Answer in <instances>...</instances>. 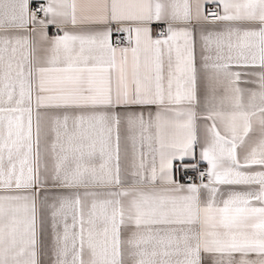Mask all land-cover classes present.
<instances>
[{"label": "snow or ice", "instance_id": "snow-or-ice-1", "mask_svg": "<svg viewBox=\"0 0 264 264\" xmlns=\"http://www.w3.org/2000/svg\"><path fill=\"white\" fill-rule=\"evenodd\" d=\"M0 264H264V0H0Z\"/></svg>", "mask_w": 264, "mask_h": 264}, {"label": "crops", "instance_id": "crops-1", "mask_svg": "<svg viewBox=\"0 0 264 264\" xmlns=\"http://www.w3.org/2000/svg\"><path fill=\"white\" fill-rule=\"evenodd\" d=\"M214 6L210 5V4H205V10L207 12V10L213 8ZM53 31V29H50V34L51 32ZM119 35V34H117ZM116 39V36L113 37V40L115 41ZM196 160L199 161V150H197V153H196ZM192 161H190L189 159H186L184 162H181V161H176L174 162V175L176 176V178L179 180L180 182V171L181 169H185L184 168V165L185 164H188V163H191ZM206 167V165L203 163V162H200V168H204Z\"/></svg>", "mask_w": 264, "mask_h": 264}, {"label": "built area", "instance_id": "built-area-1", "mask_svg": "<svg viewBox=\"0 0 264 264\" xmlns=\"http://www.w3.org/2000/svg\"><path fill=\"white\" fill-rule=\"evenodd\" d=\"M212 10H213V8L207 10V12H211ZM121 39H122V37H121ZM200 169L203 170L202 168H200ZM179 171H180V182L181 183L189 182V178H191L192 181L198 182V175L193 170L188 169L187 171H185V169H181Z\"/></svg>", "mask_w": 264, "mask_h": 264}]
</instances>
